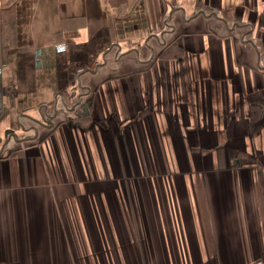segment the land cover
Segmentation results:
<instances>
[{
	"label": "crops",
	"instance_id": "crops-1",
	"mask_svg": "<svg viewBox=\"0 0 264 264\" xmlns=\"http://www.w3.org/2000/svg\"><path fill=\"white\" fill-rule=\"evenodd\" d=\"M258 258L264 0H0V264Z\"/></svg>",
	"mask_w": 264,
	"mask_h": 264
},
{
	"label": "built area",
	"instance_id": "built-area-1",
	"mask_svg": "<svg viewBox=\"0 0 264 264\" xmlns=\"http://www.w3.org/2000/svg\"><path fill=\"white\" fill-rule=\"evenodd\" d=\"M65 46H60V49H64ZM247 264H264V260L262 258H258V259H255V260H252L250 261L249 263Z\"/></svg>",
	"mask_w": 264,
	"mask_h": 264
}]
</instances>
